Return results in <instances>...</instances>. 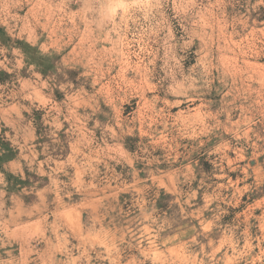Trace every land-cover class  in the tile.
<instances>
[{
  "label": "clouds",
  "instance_id": "9594fccd",
  "mask_svg": "<svg viewBox=\"0 0 264 264\" xmlns=\"http://www.w3.org/2000/svg\"><path fill=\"white\" fill-rule=\"evenodd\" d=\"M0 264H264V0H0Z\"/></svg>",
  "mask_w": 264,
  "mask_h": 264
}]
</instances>
